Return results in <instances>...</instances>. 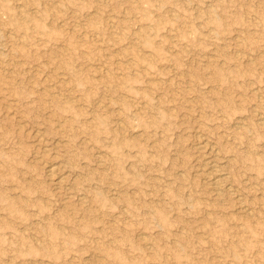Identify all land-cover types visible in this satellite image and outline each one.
Returning <instances> with one entry per match:
<instances>
[{
    "label": "rangeland",
    "instance_id": "1",
    "mask_svg": "<svg viewBox=\"0 0 264 264\" xmlns=\"http://www.w3.org/2000/svg\"><path fill=\"white\" fill-rule=\"evenodd\" d=\"M0 60V264H264V0H0Z\"/></svg>",
    "mask_w": 264,
    "mask_h": 264
},
{
    "label": "bare ground",
    "instance_id": "2",
    "mask_svg": "<svg viewBox=\"0 0 264 264\" xmlns=\"http://www.w3.org/2000/svg\"><path fill=\"white\" fill-rule=\"evenodd\" d=\"M110 22H112V21H110ZM170 36V35H169ZM1 61V60H0ZM11 70V69H10ZM40 72V71H39ZM13 73V72H12ZM48 73V72H47ZM69 77V76H68ZM43 90V89H42ZM260 94V93H259ZM264 121V120H263ZM204 144V143H203ZM47 146V145H46ZM44 147V146H43ZM210 161V160H209ZM214 166V165H213ZM206 167V166H205ZM53 172H55L54 171V167H49V173H52L53 174ZM54 175H55V173H54ZM64 175V174H63ZM63 180V179H62ZM218 180V179H217ZM214 185L215 186H217L218 184L217 183H214ZM243 203V202H242ZM251 213V212H250ZM253 213V212H252ZM212 214V213H211Z\"/></svg>",
    "mask_w": 264,
    "mask_h": 264
}]
</instances>
